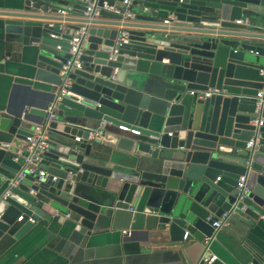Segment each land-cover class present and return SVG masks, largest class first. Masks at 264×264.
Segmentation results:
<instances>
[{
	"label": "water",
	"instance_id": "1",
	"mask_svg": "<svg viewBox=\"0 0 264 264\" xmlns=\"http://www.w3.org/2000/svg\"><path fill=\"white\" fill-rule=\"evenodd\" d=\"M72 1L25 0L17 10H0L10 43L34 54L19 107L0 105V168L8 171L0 187V246L37 223L90 234L108 216L123 218L131 238L152 232L177 241L187 231L201 244L224 211L247 229L263 227L264 101L258 108L256 102L260 90L264 99V32L249 27L264 20V0H144L155 7L139 6L127 22L106 9L91 19L58 14ZM103 1L120 0L98 5ZM73 5L85 10L83 2ZM167 15L173 24L163 22ZM83 22L82 67L63 72L69 40ZM121 25L128 27L127 41L112 55ZM65 77L80 99H56ZM152 81L183 86L184 94H158ZM209 87L219 91L197 96ZM101 119L109 121L105 130L139 129L123 139L131 150L123 168L110 166L87 139ZM35 125H46L49 142L40 183L37 172L25 169V136ZM240 175L248 188L242 198Z\"/></svg>",
	"mask_w": 264,
	"mask_h": 264
},
{
	"label": "crops",
	"instance_id": "2",
	"mask_svg": "<svg viewBox=\"0 0 264 264\" xmlns=\"http://www.w3.org/2000/svg\"><path fill=\"white\" fill-rule=\"evenodd\" d=\"M24 2L25 0H0V10H17ZM75 2L80 4L82 1L73 0L72 6L63 7L66 12L61 15L71 19L84 17L83 12L73 5ZM139 6L155 7L142 0L133 7L135 12ZM165 18L170 19L171 15L165 16L163 20ZM5 20L0 15V105L10 102L12 107L18 108L20 99L29 91L25 87L28 82L25 71L34 54L27 46H13L10 43L4 29ZM131 21H135V18ZM263 22L264 20H260L255 27L249 28L264 32ZM72 23L74 22H61L62 25ZM169 24H173V21ZM163 62H167L166 59ZM150 89L158 94H163L162 90L166 89V97L169 98H173L175 94H184L183 86L176 90L171 84L161 85L155 81L151 82ZM68 120L82 123L77 118L70 117ZM124 137H132V134L109 126L105 130V137L91 144L94 151L108 157L105 160L110 166L119 169L123 168L131 154V150L125 148ZM4 174H8V171L0 168V187L5 185ZM102 222L104 223L90 234H70L57 226L37 223L20 239L2 242L0 264H200L206 251L226 264H264V259L261 258V255L264 256V226L247 229L231 214L226 223L215 230L207 244L189 239L188 235L186 239L174 241L167 235L152 232L148 238L142 234L131 238L127 234L128 228L123 218L108 216Z\"/></svg>",
	"mask_w": 264,
	"mask_h": 264
},
{
	"label": "built area",
	"instance_id": "3",
	"mask_svg": "<svg viewBox=\"0 0 264 264\" xmlns=\"http://www.w3.org/2000/svg\"><path fill=\"white\" fill-rule=\"evenodd\" d=\"M85 4V10L83 11L84 18H95L98 15V12L100 9H106L110 10L114 13H117L120 15V21L121 22H127L131 21V19H134L135 17V11L133 9L134 2L136 0H120L117 4L109 5L106 1H103L102 5H98V0H81ZM142 1V0H140ZM66 12V9L60 8L58 9L59 14H64ZM174 17L171 15V18H165L163 22L165 24H169L170 21H172ZM263 28H264V22H263ZM119 28V35L116 37L113 45V49L111 54L115 55L119 46L127 41L128 31L127 26L121 25ZM87 32V24L86 23H80L78 27L73 31V34L71 36V39L69 40V48L68 53L70 54V57L67 59L66 63L64 64V71L70 70L72 68H81L82 67V61L79 59L81 55V48L79 47V44L81 40L86 37ZM70 81L68 78H63L62 83L56 93V99H60L61 97L65 96H72L79 98L78 95L73 93L72 91L68 90L67 87L69 86ZM219 89L209 87L207 90L198 91L196 94L198 97L207 98L212 93L218 92ZM195 91H190V93L194 94ZM261 90L257 92V108L263 103L264 99L261 97L262 95ZM97 104V103H94ZM56 108V100L54 102L49 103L48 105V111H49V118H54V114L52 110ZM262 123V120L259 121V124ZM109 124V121L106 119H101L98 125L89 132L88 134V141L89 142H96L99 138L105 137V126ZM117 128L119 130H122L129 134H135L138 135L139 129L136 127H129L127 125H118ZM75 139H79L78 136L75 137ZM25 145L24 150L28 152V155L25 157L26 166L25 169L30 173L34 174L37 172L36 176V182L40 183L45 180L46 173L44 170L38 169L40 156L41 154L47 150L49 142H48V134L46 130V125H35L29 134L25 136ZM251 140L246 143V147H249L251 145ZM38 170V171H37ZM24 175V172H21L19 174V177H22ZM219 177H217L218 179ZM54 179V178H53ZM246 176L240 175L237 179L236 188L239 192L240 198H242L245 194L248 192V188L245 185ZM230 213L228 211L222 212L215 221L212 222V226H214L215 229H218L223 224L226 223ZM18 219H21V216L18 217ZM29 220H33L32 218H29ZM188 235V232L185 231L183 235V239H186V236ZM212 238V237H211ZM210 237L206 238V243L209 242L211 239ZM216 256L208 253V255L203 256L202 261L204 262H212L215 260ZM255 264V263H252Z\"/></svg>",
	"mask_w": 264,
	"mask_h": 264
}]
</instances>
